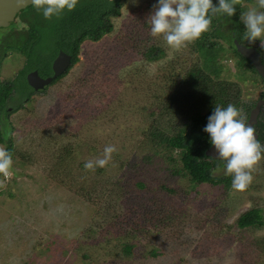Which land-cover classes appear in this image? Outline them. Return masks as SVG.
<instances>
[{"label": "rangeland", "instance_id": "1", "mask_svg": "<svg viewBox=\"0 0 264 264\" xmlns=\"http://www.w3.org/2000/svg\"><path fill=\"white\" fill-rule=\"evenodd\" d=\"M156 2L122 0L109 32L84 40L63 76L1 116L14 154L10 174L0 175V264H264V225L236 224L249 208L264 217V159L243 191L193 184L179 171L177 151L148 136L153 125H182L187 107L173 105L170 94L203 60L196 41L176 51L150 35ZM256 4L240 0L243 34L239 14ZM151 45L162 57L145 56ZM252 45L264 59L259 40ZM23 65V55L6 54L0 79ZM225 65L223 76L250 108L263 83L249 70L233 74L232 57ZM109 144L116 151L103 168L83 167ZM224 164L214 173H225Z\"/></svg>", "mask_w": 264, "mask_h": 264}, {"label": "trees", "instance_id": "2", "mask_svg": "<svg viewBox=\"0 0 264 264\" xmlns=\"http://www.w3.org/2000/svg\"><path fill=\"white\" fill-rule=\"evenodd\" d=\"M103 1L80 0V4H77L75 9L70 12L64 11L59 18L53 17L50 20L44 19L42 13L36 12L35 18L31 15L32 17L26 19L29 26L27 32L17 36L4 35L3 39H0V73L7 51H21L26 55L24 66L17 72L18 79L12 77L0 79V119L4 112H8V109L17 110L21 107L24 98L35 91L27 83L25 78L27 71L37 69L42 75L49 74L51 61L58 49L71 54V64L68 67L70 68L78 60L79 46L84 40H97L111 30L112 23L109 16L119 13L122 0L114 1V4ZM213 3H216V0H213ZM235 7L236 13L231 18L226 16L212 18L209 30L195 40L203 57L201 66L189 69L172 88L170 94L172 104L179 103L187 107L182 125H179L176 130H167L153 125L147 131L155 146L161 145L168 151H177L181 162L179 171L188 176L193 184L206 182L213 185L223 184L225 188L231 187L230 175L214 173L215 169L225 162L205 154L206 148L211 144L208 134L203 129L215 105L226 107L232 104L239 110L240 115L243 109L246 118L254 106L249 108L242 104L237 82L223 76L230 72L225 65L226 59L230 57L235 59L236 69L233 74L243 75L249 70L264 85V80L251 61L241 55L235 47L234 39L240 43L245 40L242 24L237 20L241 6ZM73 15L74 17L71 18ZM222 40L227 42L228 48L224 47ZM143 53L149 59H157L164 54L163 50L155 45L149 46ZM261 96H264V91ZM203 107L205 110L202 112ZM261 112L260 109L253 128L258 134L257 139L264 145V114L262 115ZM0 143L13 157L12 138L3 136L1 125ZM236 224L241 228L260 227L264 225V217L259 208L253 207L240 213Z\"/></svg>", "mask_w": 264, "mask_h": 264}, {"label": "clouds", "instance_id": "3", "mask_svg": "<svg viewBox=\"0 0 264 264\" xmlns=\"http://www.w3.org/2000/svg\"><path fill=\"white\" fill-rule=\"evenodd\" d=\"M79 0H31L37 12L44 19L59 18L62 12L72 11ZM240 0H157L154 11L148 18L149 32L153 37L162 36L172 50H180L199 39L209 30L214 16L231 18L236 13ZM245 29V39L253 44L259 40L264 48V0H257L256 7L248 8L239 14ZM214 146L216 156L222 159L226 175L232 177V188L245 190L253 181V171L264 159V145L255 134L254 128L245 124L239 110L232 104L226 107L215 105L207 117L203 129ZM116 151L114 145H106L103 156L85 161L83 167L95 171L103 168ZM13 160L5 148H0V175L10 174Z\"/></svg>", "mask_w": 264, "mask_h": 264}, {"label": "water", "instance_id": "4", "mask_svg": "<svg viewBox=\"0 0 264 264\" xmlns=\"http://www.w3.org/2000/svg\"><path fill=\"white\" fill-rule=\"evenodd\" d=\"M29 4H31V0H0V26L9 25L13 21L16 13L24 9ZM234 44L237 51L251 61L257 73L264 80V63L261 60L259 52L254 47L239 43L236 39L234 40ZM70 64L71 55L59 50L51 65L52 75L41 77L37 70H31L26 75L27 83L35 90L42 89L49 84L53 78L62 74L70 66ZM263 104L264 96L260 97L250 109L245 124H249L252 127L256 124ZM255 134L258 137L256 131ZM205 154L207 156L220 159L216 156L217 154L214 146L212 145L206 148Z\"/></svg>", "mask_w": 264, "mask_h": 264}, {"label": "flooded vegetation", "instance_id": "5", "mask_svg": "<svg viewBox=\"0 0 264 264\" xmlns=\"http://www.w3.org/2000/svg\"><path fill=\"white\" fill-rule=\"evenodd\" d=\"M106 1V3L107 4H111V2L114 4L115 2L114 1H120V0H104L103 2H105ZM78 4H80V0H79V3ZM37 11L34 9V7H33V5L32 4H29L28 6H26L24 9H22V10H20L19 12H17L16 13V15H15V17H14V19H13V21L9 24V25H7V26H0V39H3V36L4 35H13V36H17V35H19V34H23L24 32H27L28 31V24L26 23V19H28L29 17H32L31 15H33V17L32 18H35V13H36ZM26 16V17H25ZM113 15H110L109 16V18L111 19V17H112ZM74 17V15L71 17V18H73ZM235 40V39H234ZM237 40V39H236ZM238 41V40H237ZM239 42V41H238ZM240 43V42H239ZM242 44H244V45H247V46H251V47H254L252 44H248V43H244V42H241ZM256 50H257V48L256 47H254ZM59 50H62V49H58V51ZM58 51H57V53H58ZM62 51H64V50H62ZM258 51V50H257ZM9 54L10 53H13L14 55H18V54H21V55H23V57H24V64H25V62H26V55H25V53H23V52H21V51H11V50H9V51H7ZM64 52H66V53H68L67 51H64ZM7 53V54H8ZM69 54V53H68ZM260 54V53H259ZM57 55V54H56ZM71 55V54H70ZM6 57V56H5ZM4 57V58H5ZM260 57H261V60H262V62L264 63V59H263V57L260 55ZM55 58V56L53 57V59ZM53 59H52V61H51V65H52V62H53ZM50 65V66H51ZM24 66V65H23ZM22 66V67H23ZM21 69V68H20ZM67 69H69V68H67ZM66 69V70H67ZM31 70H37V69H30L29 71H31ZM65 70V71H66ZM29 71H27L26 72V74H25V78H26V75H27V73L29 72ZM64 71V72H65ZM37 72H38V70H37ZM63 72V73H64ZM38 74L41 76V77H47V76H50V75H52V68H51V72L49 73V74H45V75H42V74H40L39 72H38ZM61 75V74H60ZM59 75V76H60ZM8 78H11V76H7V77H4V79H8ZM13 78V77H12ZM15 79H18V77H17V73H16V76L14 77ZM13 78V79H14ZM58 78V76L57 77H55V78H53L52 80H51V82L50 83H52V82H54L53 80H56ZM27 80V79H26ZM49 83V84H50ZM48 85V84H47ZM46 85V86H47ZM45 86V87H46ZM38 90H41V89H38ZM32 94V93H31ZM31 96V95H30ZM29 96V97H30ZM29 97H25L24 99H28ZM10 108V107H9Z\"/></svg>", "mask_w": 264, "mask_h": 264}]
</instances>
